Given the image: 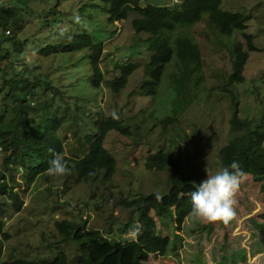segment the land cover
<instances>
[{"label": "rangeland", "instance_id": "obj_1", "mask_svg": "<svg viewBox=\"0 0 264 264\" xmlns=\"http://www.w3.org/2000/svg\"><path fill=\"white\" fill-rule=\"evenodd\" d=\"M182 2L139 0L138 4H163L175 9L180 8ZM10 3L20 8L18 17L24 27L7 29L4 37L0 30V42L17 38L24 43L22 51L12 54L17 70L32 71L38 78L48 75L56 84L61 79L62 86L66 85L74 94L68 95L63 89L57 100L61 108H67V101L72 103L80 94V104L93 114L103 110L110 115L115 110L119 117H135L133 123L144 120L146 136L141 139L135 133L124 136L117 132L108 135L106 147L116 157L118 170L112 181L99 187L78 183L69 172L63 176L46 173L27 190L21 181L16 190H20L24 205L18 213L9 212L6 224L9 239L0 243V264L10 260L12 250L17 256L28 253L34 257L41 253L51 258L65 251L71 264H76L82 252L91 256L95 264H264V230L257 226H264V188L252 175L246 174L236 194L235 218L224 223L228 231L226 239L222 221L204 222L190 214L179 229L170 214V210H179L191 199V193L206 178V169L213 174L218 171L216 157L229 142L234 112L231 96L218 85L214 70L230 66L229 46L236 41L245 43L242 33L235 32L227 40L209 24L208 18L182 30L200 45L206 79L198 87L197 100L170 126L164 122L174 113V66L167 68L155 96L142 93V81L152 53L148 49L149 35L139 34L132 28L137 12L131 11L127 19L115 21L110 6L97 0H0V4ZM223 9L248 18L246 31L253 34L258 48L250 53L244 69L246 81L237 84L235 89L240 117L258 118L264 111V0H223ZM81 34L90 35L94 43L103 46L99 64L104 80L118 74L114 69L116 63L134 62L139 66L120 94H113L106 85L99 90L89 82L82 85L81 75L91 74L83 58L94 50L70 51V44ZM39 85L40 82L37 87ZM50 94L46 95L49 99ZM71 109L63 114L69 119L76 115L73 104ZM85 111L81 110L77 116L82 118ZM163 126L167 137L174 136L175 147L178 145L186 154L183 169H189L191 185L180 189L172 187L173 167L152 171L145 166L150 152H156L157 147L165 143L161 135ZM91 132L87 122L78 129L77 135L73 130H61L66 153L82 156L88 149L84 137ZM147 142H152V147L146 145ZM182 173L178 171L179 176ZM141 199L144 203L139 207ZM143 217H151L156 222V234L169 237L165 255H137L135 243ZM62 220L74 222L80 230L75 239L60 244L56 222ZM209 224L214 228L211 232L203 227ZM88 236L94 241L82 245L80 240ZM50 248L52 250H48Z\"/></svg>", "mask_w": 264, "mask_h": 264}, {"label": "trees", "instance_id": "obj_2", "mask_svg": "<svg viewBox=\"0 0 264 264\" xmlns=\"http://www.w3.org/2000/svg\"><path fill=\"white\" fill-rule=\"evenodd\" d=\"M110 6V13L115 21L125 20L129 12L134 11L138 16L132 19V28L139 34H148V49L152 53L150 62L146 66V78L143 79L142 93L156 95L162 82L163 75L170 65L174 66L172 77L176 83L174 90V113L164 122V125H175L178 117L192 105L200 94L198 87L206 79L205 59L199 43L192 37L184 35L182 30L192 27L208 18L209 24L225 39L232 38L235 32L242 33L245 43L236 41L230 48L228 56L230 66L216 68L214 74L219 80L218 85L229 93L232 100L234 116L229 127V142L223 146L217 154L216 162L218 171L228 167L232 161H239L243 172L250 174L262 183L264 188V111L258 118L243 119L239 115L238 93L236 85L244 83V69L250 59V53L258 51L253 34L248 33V18L235 12L223 9V0H183L180 8L172 9L163 4H148L141 6L139 0H97ZM20 8L11 3L0 4V30L5 36L7 29L17 30L24 27L18 14ZM9 31V30H8ZM0 42V243L9 239L6 232V224L10 210L18 213L22 210L24 200L17 187L24 183L25 190L29 189L36 179L45 175L49 167V161L54 149L56 153L66 154L70 175L76 178L78 183H91L99 187L113 180L117 170L118 161L106 147V139L111 132H117L124 136L134 133L139 138H145L144 126L141 123H133L135 117L111 118L103 110L96 114L91 113L80 104L77 94L74 101H67L68 107L61 108L58 96L64 90L68 95H74L68 88L58 84L48 75L36 77L32 71L22 73L17 70L13 53L24 49V43L17 38L5 39ZM246 46V49H244ZM70 51L93 48L94 52L83 58L88 63L90 75H81L82 85L88 83L94 89H101L106 85L113 94H120L128 85L130 77L136 73L139 66L134 63L123 65L115 64L114 69L118 73L114 78L104 80V74L100 67L103 46L94 43L90 35H79L75 43L70 44ZM44 52V51H43ZM54 52H58L56 49ZM85 63V62H84ZM83 64V63H82ZM80 65V64H79ZM83 67V66H82ZM79 68V67H78ZM26 72V71H25ZM38 82H40L39 87ZM64 89V90H63ZM51 93V98L46 95ZM178 97V98H177ZM56 107L54 106V104ZM74 105L76 115L71 119L63 114L71 111ZM63 110V113H59ZM81 110H86L83 117ZM143 112V111H142ZM94 115V117H93ZM153 119L155 116H152ZM155 122H157L154 119ZM84 122L91 126V133L84 137L88 149L82 156H69L66 153L65 140L61 130H73L77 135L78 129ZM153 128V126H152ZM161 132L165 143L157 147V151L148 155L145 166L148 170L163 171L169 167L174 168L171 179L172 187L183 188L192 184L189 169L185 168L184 155L175 147L173 137L165 134V126ZM160 135V136H161ZM152 144V142H151ZM147 142L146 145L152 147ZM183 173L179 176L178 171ZM20 175L21 179L17 177ZM144 199L138 206L141 207ZM161 214V210L158 211ZM172 219L177 227L182 229L186 218L192 214L191 199L184 203L179 210H170ZM264 217V214L262 215ZM262 230L264 226L257 224ZM80 226L69 220L56 222L59 232V243H66L75 239ZM205 230L211 232L212 224L204 225ZM224 237H228L227 228ZM156 222L151 217H143L140 220V232L135 243V251L138 256L165 255L170 239L167 236L156 234ZM92 236L81 239V243L94 241ZM80 243V246H81ZM2 247H0L1 249ZM48 250H52L51 248ZM38 251V250H37ZM31 257L28 253L15 255L11 252L10 260L2 264H71L69 255L65 251L57 252L50 256ZM76 264H95L94 259L85 253H80Z\"/></svg>", "mask_w": 264, "mask_h": 264}, {"label": "clouds", "instance_id": "obj_3", "mask_svg": "<svg viewBox=\"0 0 264 264\" xmlns=\"http://www.w3.org/2000/svg\"><path fill=\"white\" fill-rule=\"evenodd\" d=\"M110 115L113 119H119L115 110ZM49 152L53 153V158L49 161L48 174L52 176L68 174L66 154L56 153L51 148ZM206 173V178L199 183L197 190L191 193L192 214L204 222L222 221L227 224L235 218V197L246 175L236 160L214 174L207 169Z\"/></svg>", "mask_w": 264, "mask_h": 264}, {"label": "built area", "instance_id": "obj_4", "mask_svg": "<svg viewBox=\"0 0 264 264\" xmlns=\"http://www.w3.org/2000/svg\"><path fill=\"white\" fill-rule=\"evenodd\" d=\"M85 218H86V216H85Z\"/></svg>", "mask_w": 264, "mask_h": 264}]
</instances>
